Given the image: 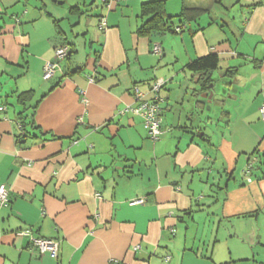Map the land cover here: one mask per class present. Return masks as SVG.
<instances>
[{"label": "crops", "instance_id": "0c3cea01", "mask_svg": "<svg viewBox=\"0 0 264 264\" xmlns=\"http://www.w3.org/2000/svg\"><path fill=\"white\" fill-rule=\"evenodd\" d=\"M147 1L0 0V264H264V0H167L168 15L203 11L151 37L138 33ZM65 43L72 54L45 80ZM210 53L225 111L215 119L189 67ZM158 78L154 140L131 107L133 86L150 99ZM26 229L57 239V257Z\"/></svg>", "mask_w": 264, "mask_h": 264}, {"label": "trees", "instance_id": "16d2710c", "mask_svg": "<svg viewBox=\"0 0 264 264\" xmlns=\"http://www.w3.org/2000/svg\"><path fill=\"white\" fill-rule=\"evenodd\" d=\"M107 1L108 0H104V3ZM166 5H167V0H150L142 4L141 18H144V20L142 21L140 28H138V33L140 35L151 37L153 35H162L168 32L180 33L187 27L188 22L196 21L200 17V14L203 11L200 8H191V7L183 6L178 14L168 15L166 11ZM175 20H178V24L175 23ZM178 27H180L181 29L178 30L177 29ZM72 52L73 49L70 47L69 53L67 54L66 57L67 58L70 57ZM219 61H220L219 56L216 53H210L206 56L193 60L189 64L190 69L195 71L199 70L202 72L199 82H200L201 92L206 97L204 99L197 101V104H199L198 107L201 109V113L202 111L204 112L205 110H208L207 108H210L209 106L210 91L215 92L213 73L219 68ZM236 71L237 68H228L225 71V76L235 74ZM210 83H213L212 88L209 87ZM32 96H33L32 90L24 91L18 94V100L22 103H26V101H29L32 98ZM0 104H4L7 106L6 103H0ZM35 107L36 104L32 105L31 108L35 109ZM26 109H24V111H21L17 116V120L18 122H20L22 127L25 126L26 124V118H27ZM1 112L4 113V111H0V113ZM223 114H225V111L222 110L221 115Z\"/></svg>", "mask_w": 264, "mask_h": 264}, {"label": "built area", "instance_id": "2783aa9c", "mask_svg": "<svg viewBox=\"0 0 264 264\" xmlns=\"http://www.w3.org/2000/svg\"><path fill=\"white\" fill-rule=\"evenodd\" d=\"M118 1V0H108ZM106 26V20L102 18L99 23V28L103 29ZM183 28V27H182ZM178 30L181 28L178 27ZM152 50L154 53L161 54L162 46L159 43H154L152 46ZM69 53V46L66 44L59 45L55 48L56 60L49 61L46 63L43 71V78L45 80L51 79L59 66V61L67 56ZM91 81H94L93 77H90ZM166 81L162 78L156 79L151 85V92L153 93V98L146 99L145 93L140 89L138 85L133 86V92L135 100L137 101V105L131 107V111L139 116H141L144 120L145 126L148 128L150 136L152 139L156 140L162 134V107L160 102L162 98L160 96V92L163 89ZM81 93H85L84 90H81ZM84 102L87 103L88 99L85 97ZM7 108L6 105L0 104V111H5ZM260 112L262 118L264 120V103L260 107ZM10 201L9 198V190L7 189L4 183L0 184V206L7 205ZM144 202L143 199H133L131 200V204H136ZM20 233L25 234L29 237L30 242L34 247H36L40 253L50 252L53 256L57 257L59 251V241L54 238H46L41 236H36L32 233L31 230H22Z\"/></svg>", "mask_w": 264, "mask_h": 264}, {"label": "rangeland", "instance_id": "374dc122", "mask_svg": "<svg viewBox=\"0 0 264 264\" xmlns=\"http://www.w3.org/2000/svg\"><path fill=\"white\" fill-rule=\"evenodd\" d=\"M168 6L170 7V6H173V3H172V0H169L168 1ZM173 8V7H172ZM92 20V21H90V23H89V20ZM96 19L97 18H88V17H83L82 18V20H83V23H88V24H90V30H94V28H97V24H96V27H94V23H95V21H96ZM98 20V19H97ZM66 23V22H65ZM97 23H98V21H97ZM98 29V28H97ZM94 31H96V30H94ZM215 79H216V86H215V92L213 93L215 96H213V101L211 102V109H212V111L211 112H209V113H207V115H209V116H211V117H213L214 119H215V115H217L219 112H220V110H223V103H222V100H221V96H220V92H221V85H222V81H218V74H217V72H215ZM22 79H24V78H22ZM159 79V78H158ZM22 81V80H21ZM32 82H33V84H38L37 82V80H32ZM52 82L53 81H51L50 82V85L52 84ZM163 91V90H162ZM223 106V107H222ZM205 111H208V110H205ZM214 112V113H213ZM223 120V119H222ZM244 238H245V240L248 242L249 241V239L251 238V236H248V237H246L245 235H244ZM251 239H253V238H251ZM250 239V240H251ZM241 243H242V241H240ZM240 251V250H239ZM238 264H242V263H240V262H238Z\"/></svg>", "mask_w": 264, "mask_h": 264}, {"label": "water", "instance_id": "95a60500", "mask_svg": "<svg viewBox=\"0 0 264 264\" xmlns=\"http://www.w3.org/2000/svg\"><path fill=\"white\" fill-rule=\"evenodd\" d=\"M209 87L212 88V87H213V83H210V84H209ZM213 93H214L213 91H210V96H209L210 98L213 97ZM243 222H244V224H246L247 226H251V220H249V221H242V225H243Z\"/></svg>", "mask_w": 264, "mask_h": 264}]
</instances>
